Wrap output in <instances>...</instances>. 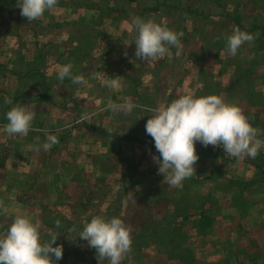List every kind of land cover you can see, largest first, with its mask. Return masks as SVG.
<instances>
[{
  "label": "crops",
  "instance_id": "crops-1",
  "mask_svg": "<svg viewBox=\"0 0 264 264\" xmlns=\"http://www.w3.org/2000/svg\"><path fill=\"white\" fill-rule=\"evenodd\" d=\"M59 1L62 4L53 8L60 9L46 10L43 16L36 19L40 26L28 25L19 8L7 6L4 12L0 10V18L3 13L6 22L4 29L0 25V40H3L0 42V120L4 121L5 112L15 105H22L34 113L32 128L26 135L9 136L4 128H0V210L9 207L39 209L29 206V202L32 199L40 201L45 194L54 192L50 189L54 186L55 181L51 179L55 175L50 176V183L44 171L47 160L66 161L72 155L74 162L99 161L106 152L103 158L106 161L123 163L120 178L124 185V205L119 203L122 205L115 208L129 210L125 208V203L130 204V197L135 201L138 196L139 200L134 205L139 210V218H143L145 210L187 211L189 208L193 209V217L199 215L201 219H213L215 227L226 226L233 222L230 220H238L236 216L224 219L228 214L225 210L231 211L232 214L227 215L231 217L236 209L233 197L227 199V194L230 196V192H234L236 195L237 191L240 194V190L252 192L249 185H240L252 181L250 185L258 188L245 196L248 200L244 201L249 206V200H252V215L264 223V210L257 211V207L264 204V187L259 185L264 178H258L254 163L236 157L239 165L244 163L242 167L236 169L226 164L217 172L210 166L211 153L196 142V173L185 179L182 186L172 187L158 173L156 163L154 167L147 163L159 153L153 138L145 132L146 121L151 115L147 108L166 105L185 94L197 97L218 95L225 102L239 106L255 128L264 130V126L260 125L264 122L257 118L264 111V0H225L217 9L204 12L201 3L215 0H198L199 7L195 10L193 0H119L122 3L117 7L112 4L117 0ZM68 1L75 4L68 5ZM183 1L187 4L185 7L181 4ZM169 2L176 4V11H171L168 16V11L162 6H168ZM179 10L186 11L181 15L184 25L180 32L177 25L168 21V18L180 17ZM134 15L153 19L182 33L179 46H169L163 57L145 61L138 58L133 42L135 32L130 24ZM237 26L252 33L255 39L251 44H244L237 55L229 56L225 53L223 35L231 33ZM68 63L73 66L72 72L83 78L81 83L73 84L68 78L64 81L57 79L60 67ZM106 75L116 76L124 87L108 89L103 84L108 78ZM5 97L12 103L5 104ZM127 103L140 107L130 113L111 108L113 104ZM65 130L73 133L72 137L65 139L64 144H68L69 148L62 149L58 154L52 153L53 147L47 151L43 148L34 150L46 141L49 132L62 136ZM89 146L95 148L88 154L86 149ZM103 146H106L105 151L100 148ZM70 150L67 157L66 153ZM221 152L213 154L214 157L220 158ZM23 178L27 181H20ZM228 184L234 185L229 188L230 192ZM68 185L61 183L62 190L59 191V186L54 190L66 192ZM260 189V194H255ZM216 194L224 197H219L218 208H213L215 202L212 198ZM121 210H114V213ZM148 222L133 224L132 221L127 225L132 229L139 225V235L131 233V239L132 244L141 242L138 248L137 245L131 247L127 257L147 258L149 255L145 250L152 248L151 252L157 258L165 257L166 262L171 259L179 261L183 258L180 255L182 252L191 250L192 236L186 233L188 237H183L177 227L187 223L193 228L200 221H153L154 229L147 233ZM169 225L177 227L166 237L163 226ZM216 232L215 228L212 232L196 233L203 237V244L208 245L216 240ZM150 234L161 238H149ZM57 242L63 243L61 240ZM246 242L242 240L243 244L239 247L243 254L249 244ZM136 248L139 254L135 253ZM207 251L204 247L207 257L204 264L214 262L210 257H215V253ZM220 252L223 249L217 254ZM220 256L225 264H229L224 252Z\"/></svg>",
  "mask_w": 264,
  "mask_h": 264
},
{
  "label": "clouds",
  "instance_id": "clouds-1",
  "mask_svg": "<svg viewBox=\"0 0 264 264\" xmlns=\"http://www.w3.org/2000/svg\"><path fill=\"white\" fill-rule=\"evenodd\" d=\"M58 2L17 0V5L21 16L32 21L43 16ZM130 24L135 32V55L144 61L163 57L169 51V46H179L182 33L170 29L166 24L136 15L131 17ZM223 39L225 53L235 56L244 44H251L255 36L237 26L231 33H225ZM72 67L71 63L61 66L57 79L64 81L68 78L73 84L81 83L83 78L75 75ZM107 77L103 84L108 89L124 87L116 76ZM4 103L11 104L12 101L5 97ZM137 107L140 106L133 103L111 105L113 111L129 113ZM147 111L151 115L146 121L145 132L153 138L159 153L158 156L153 155V161L158 165V173L172 187L182 186L185 179L196 173V142L204 147L223 145L224 152L237 158H255L264 147L261 133L249 122L240 107L225 102L215 94L199 97L185 94L166 105L149 107ZM4 115L7 123L3 127L9 136L26 135L31 130L34 113L24 106H12ZM58 143V137L49 132L46 141L34 150L43 148L47 151ZM56 225L59 227L60 221H56ZM78 236L87 241L99 257L109 260V264H121L124 255L131 251V229L119 217L93 215ZM56 241L57 234H51L47 241H43L36 223L27 216H16L4 235L0 236V264H53V261L56 264L63 254V246L56 244Z\"/></svg>",
  "mask_w": 264,
  "mask_h": 264
},
{
  "label": "rangeland",
  "instance_id": "rangeland-1",
  "mask_svg": "<svg viewBox=\"0 0 264 264\" xmlns=\"http://www.w3.org/2000/svg\"><path fill=\"white\" fill-rule=\"evenodd\" d=\"M71 3L72 5L75 4L74 1L67 2L68 5H70ZM171 3L172 2H169L168 6H162L163 10L168 11V16L170 15L171 11H176L174 7L176 6V4L171 5ZM224 3L225 0H215L209 2L206 1L204 2V4H201L204 6V12L205 10L210 11L213 8L217 9L218 6H222ZM60 4H62V2L59 1L57 6ZM112 4L114 5V2H112ZM181 4L183 5V7L187 5L186 3H184V1ZM247 5L250 9V5ZM7 6H12L13 8L16 7V9L19 8L17 5V0H0V10H3ZM198 7L199 1L193 0V9L195 10ZM53 9L60 8L57 7ZM2 10L1 12H4L5 9L3 11ZM178 12L180 17L177 16V19L173 17L168 18V21H172V23L177 25L176 27L179 28L178 30L180 32L181 28L184 25L181 15H184L186 11L179 10ZM4 19V15L2 13V17L0 18V25L3 27V29L5 28L4 25L6 24V22H4ZM9 21L10 20L8 17V23ZM13 21L14 23H16L15 20ZM27 24L40 26L37 20L28 21ZM2 41L3 40H0V42ZM83 48L85 50V46H83ZM257 118L260 120V122H264V111L262 113H259L257 115ZM6 123V119H4V121L0 120V128L3 129V126ZM260 125L263 127L264 123H261ZM258 130L261 133L260 138L264 139V130ZM56 136L58 137L59 143L53 146L52 153L58 154L62 151V149L69 148L68 144L66 146L64 144L66 143L65 139H68L69 136L72 137L73 133L71 134L69 130H65L62 136ZM94 148V146H89L86 149L87 153L89 154L91 152V149L94 150ZM100 148L105 151L106 146ZM205 149L211 153L210 166L214 168L217 172L219 169H222L223 166H226V164L232 165L236 169L242 167L241 165H244V163L239 165L238 161L235 160L236 157H232L226 152H224L222 145L221 147H216V151L214 150L213 145H209L205 147ZM219 150L222 151L220 153L221 156H218L217 154L216 155L220 158L214 157L213 154H215ZM70 152L71 150L66 153L67 157ZM101 153L103 152L101 151ZM105 153L106 152H104L102 159L99 161L83 160L80 162H74L71 160L73 158L72 155H70L68 158L69 160L66 161L56 160L55 158L47 160L44 164V171H46L48 175L47 181H50V183L51 180L55 181L54 186L50 189L54 192L45 194L46 196L42 197L40 201L32 199V201L29 202V206H35L36 208L39 207L38 210H26L21 208L12 209L13 207H9V209L3 211L0 210V236L4 235V233L7 231L8 225L16 216H27L38 225L40 237L43 241H47L51 234H57V241L61 240L63 242L60 244L56 241V244H60L63 246L62 258L57 261L56 264H75L76 262H78L76 264H109V260L99 257L96 253V250L89 247L87 241L80 239L78 236L83 228V225L88 220H90L93 215H100L106 218H110L112 216L119 217L125 222L126 225H128L132 221L133 224H138V221H149L148 223L150 227L149 229L147 228V233H150V231L154 229L152 227L153 221H200L193 228L187 223L183 224L181 227H174L173 225L163 226V231L164 234L166 233V237L167 234L171 233V231L173 232L176 227L178 229V233L183 237L187 238L188 235L189 237L192 236L190 241L191 250H188V252L185 253L182 252L180 255L183 258L179 259V261L175 259H168L169 262H166L165 257L157 258V256L153 254V252H151L153 249L149 248V250H145V253L148 254L149 257H134L133 259L132 257H127L126 253L123 259L121 260V264H204L203 261H206L205 258L207 259V257L204 255V247L208 249L207 253H215V257H210V259L214 261L210 264H225V261L222 260L220 256L223 255V252L227 255L226 261L229 264H264V223H260L259 221L261 220H259L256 215H252L253 211L250 207L252 206V200H249V206H247L246 202L244 201L245 199L248 200L245 196L252 194V192L256 191V189L258 188L255 187L256 185L248 186V188H250L252 192L248 193L245 190H240V194H238L239 191H237V194L234 195V192L229 191V188L233 187L234 185L232 186L231 184H228L227 190L228 192H230V196L227 194L226 198L228 199V197H233L232 202L236 206V209L234 208L235 213H233L231 217H227V215L232 214L231 211L225 210L224 212L228 214L225 215L226 217H224V219L230 220L231 218L236 216L238 220L232 219L230 221L233 222L226 226L216 225L215 227V223L212 225L214 221L213 219H201L199 218V215H196V213L195 215L198 218L193 217V209L190 210L189 208L187 209V211L183 209H179L178 211H169L163 209L157 211L153 209L145 210L143 213V218H139V210L138 208H135L134 205V202L139 200L138 196L135 197V201H133L130 197V204L129 202L125 203V208H128L129 210H121L123 207L119 209L115 208L118 205H124L123 200L125 199V195L122 192V187L124 185L122 183V178H120V170H122L123 163H117L113 160L106 161L105 159H103L106 157ZM87 157L89 158V156ZM241 158L247 160L248 162L254 163L256 165L258 178H264V147L260 149L258 155L255 158H250L247 156ZM147 163L150 165L153 164V167L155 165L152 158H150ZM199 164H201V162H199ZM195 166L196 164L194 165V167ZM50 176L53 177L51 180ZM24 180L26 179L23 178L20 181ZM34 182L38 183V180H35ZM64 182L69 183V185L67 186V191H63L61 193L55 192L54 189L55 187L58 188V186L60 187L59 191L62 190L60 185ZM223 183L224 182H222V184ZM163 185L166 186L167 184ZM259 185L264 187V180L260 182ZM260 192L261 189L258 190L255 194L259 195ZM231 193L233 196H231ZM219 197L222 198L224 197V195L219 196V194H216V197L212 198L215 202L212 205L213 208H218L217 204L219 203ZM35 201L37 202L35 203ZM21 206H26V204H22ZM220 207H222L221 202ZM260 207L262 208L260 209ZM257 208V211H263L264 204H261ZM224 209H227V207ZM114 210L121 211L114 213ZM241 212L242 214H240ZM170 215H173V218H170ZM48 219L51 221H46ZM56 221H60L59 227H57ZM194 228L196 231L194 230ZM215 228L217 229V232L214 234L216 235V240H212V243L204 245L203 237L198 233H206L209 231L212 232L213 230H215ZM130 229L132 234L136 236L139 235V233H137V229H140L139 225L134 227L133 229L132 226H130ZM186 233H188V235ZM150 235L148 237L152 239L161 238L160 236L155 234ZM242 240H247L246 243L249 242L244 254L242 253V250H239V247H241L240 245L243 244ZM138 243L141 244V242L135 241V243L132 244L131 247L137 245L138 248ZM53 246H55V244ZM137 248L135 250V253H138ZM222 249L223 252H220L221 254L218 255L217 252L221 251ZM242 257L243 259L241 261L238 260Z\"/></svg>",
  "mask_w": 264,
  "mask_h": 264
},
{
  "label": "trees",
  "instance_id": "trees-1",
  "mask_svg": "<svg viewBox=\"0 0 264 264\" xmlns=\"http://www.w3.org/2000/svg\"><path fill=\"white\" fill-rule=\"evenodd\" d=\"M122 2H120L119 0L117 1H114V5L117 7L118 5H120ZM252 183V181H248V182H244V183H241L240 185H243V186H248ZM236 185L238 184L237 182L235 183ZM239 185V184H238Z\"/></svg>",
  "mask_w": 264,
  "mask_h": 264
},
{
  "label": "built area",
  "instance_id": "built-area-1",
  "mask_svg": "<svg viewBox=\"0 0 264 264\" xmlns=\"http://www.w3.org/2000/svg\"><path fill=\"white\" fill-rule=\"evenodd\" d=\"M216 147H218V146H214V149H216Z\"/></svg>",
  "mask_w": 264,
  "mask_h": 264
}]
</instances>
